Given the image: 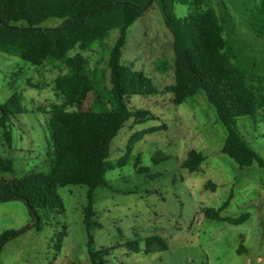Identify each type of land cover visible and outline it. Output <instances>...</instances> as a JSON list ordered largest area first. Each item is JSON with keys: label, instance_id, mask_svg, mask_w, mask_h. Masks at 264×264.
Masks as SVG:
<instances>
[{"label": "rangeland", "instance_id": "obj_1", "mask_svg": "<svg viewBox=\"0 0 264 264\" xmlns=\"http://www.w3.org/2000/svg\"><path fill=\"white\" fill-rule=\"evenodd\" d=\"M120 1L137 5L147 2ZM210 1L222 19L229 45L238 35L239 58L242 55L247 63L255 64L257 71L261 69L264 66V34L257 36L248 24L253 13H259L258 5L262 1ZM165 3L170 12L180 17L194 9L192 4L180 0H165ZM159 4L161 2L153 0L151 15L159 13ZM148 17L135 23V27L130 26V36L145 32ZM123 18L120 8L92 17L90 21L110 26L105 37L107 43L101 44L102 40H98L85 50L76 47L69 52L70 55L81 52L88 60L86 77L80 82L77 94L83 108L90 104L87 91L91 80L111 86L108 60ZM61 23V19L50 18L42 25L57 27ZM254 25L259 30L264 25V18H258ZM122 62L126 63L123 58ZM60 72L50 62L34 65L0 51V103L21 92L22 110H27L10 117L8 125L13 136L10 146L0 128V155L14 163V171L1 177L10 179L33 170L48 171L52 143L46 122L51 116V104L64 100L54 89L55 78ZM151 78L159 94L133 96L130 106L150 109L153 116L141 123L131 118L119 130L111 142L108 158L115 163L105 176L109 186L94 191L93 220L99 225L91 229L93 247L109 250L108 254H103L106 264H264V167L257 162L240 166L222 151L227 128L208 100L206 104L196 103L194 110L199 120L192 122L190 103L176 105L170 99L173 94L164 91L166 85L175 81L174 73L171 80L153 75ZM205 94L201 91L199 96ZM152 127L160 129L145 133L133 144L126 163L117 164L126 154L130 139ZM238 127L264 158V118L241 117ZM197 147L201 148L205 161L198 170L189 171L182 167V162L188 152ZM209 182L216 188L208 186ZM58 191L62 206L46 215L40 213L39 228L24 201L0 202V234L6 230L19 232L3 244L0 264H93L84 211L88 204V187L65 185ZM226 201L228 206L221 214L236 217L249 213L250 217L240 224H233L204 216L206 208L217 209ZM156 234L167 241V249L146 252L145 239ZM130 241H138L140 251H133L128 246ZM241 244L248 252L237 251Z\"/></svg>", "mask_w": 264, "mask_h": 264}, {"label": "trees", "instance_id": "obj_2", "mask_svg": "<svg viewBox=\"0 0 264 264\" xmlns=\"http://www.w3.org/2000/svg\"><path fill=\"white\" fill-rule=\"evenodd\" d=\"M190 3L194 11L180 17L165 10L166 23L173 35L175 52V82L164 88L173 94V102L182 104L199 91L206 92L209 102L216 108L219 119L227 128V137L222 151L240 166L257 162L264 167V158L251 146L238 129L240 117L255 116L264 107V75L256 74L242 66L231 51L225 37L224 24L210 0H180ZM153 0L137 5L120 0H0V51L18 56L34 65L47 62L60 69L55 78L56 95L62 102L51 104V116L46 122L52 143L48 171H30L14 178H3L2 174L13 172L12 159L0 155V202L24 201L33 220L62 206L59 187L85 185L88 187V204L85 207V223L88 231L89 254L93 264H106L103 254L108 249L96 250L91 229L99 225L94 219V191L109 186L106 179L108 170L115 167L108 158L111 142L119 130L131 118L141 123L153 114L149 109H133V96H155L159 90L150 76L122 62L123 49L128 28L151 7ZM165 8V0H163ZM120 8L124 16V27L110 52L108 66L110 87L91 80L87 91L90 97L88 108L78 102L80 82L85 79L87 58L70 50L79 47L85 50L92 43L103 40L110 29L106 24H94L90 17ZM50 18L62 23L57 27L42 24ZM257 31L262 27L254 25ZM65 71V72H64ZM64 72V73H63ZM39 88V84H31ZM23 94L15 93L8 101L0 103V128L4 138L12 144V128L8 122L12 115L27 112L22 110ZM75 105L72 109L71 106ZM160 127H152L136 133L117 164L126 163L133 144L145 133ZM205 156L197 150H190L182 167L189 171L199 169ZM208 186L215 187L213 182ZM228 201L219 208L208 207L204 216L211 220H223L233 224L246 221L249 213L236 217L223 216L221 212ZM15 230L0 234V250L3 244L17 235ZM135 252L140 251L138 241L128 242ZM167 241L160 235L145 239V251H164ZM241 244L237 251L244 252Z\"/></svg>", "mask_w": 264, "mask_h": 264}, {"label": "crops", "instance_id": "obj_3", "mask_svg": "<svg viewBox=\"0 0 264 264\" xmlns=\"http://www.w3.org/2000/svg\"><path fill=\"white\" fill-rule=\"evenodd\" d=\"M157 1H158V3L161 2V5L163 4V0H157ZM172 1H174V0H172ZM261 1H262L261 4L258 5V7L260 8L259 13L254 12L253 16L249 19L250 24H248L249 26H251V28L255 31V33L259 37L262 36L264 34V32L262 33V32L256 31L253 25H254V22L258 20V18L259 19L264 18V0H261ZM161 5H160L159 13L157 15H155V16L151 15V10L154 9V5H152L148 10H146L143 13V15L137 21H135L133 23L132 26L135 27L134 26L135 23H138L144 17L149 16L148 20L146 22L147 29L145 30V32L139 34L136 37L132 36V35L130 36V33L132 32L131 31L132 26L130 27V29L128 28L129 31L127 34L126 44H125V47L123 49L122 58L126 62L125 64H133L136 69L143 71L144 73H146L150 77H151V75L158 76L161 78L169 77L171 80L173 73L175 75V68H174L175 52H174V47H173V35H172L171 31L169 30L167 23H166L165 10L168 11L169 13H172V12L169 11L166 3H165V8H164V4H163V6H161ZM193 11H194V9H193ZM193 11H191V12H193ZM91 18L92 17H90L88 20L90 21ZM90 22L94 23V24H106V23H95L92 21H90ZM106 25H108V24H106ZM123 27H124V18H123V23H122L121 27H119L120 28L119 36L121 34ZM224 28H225V26H224ZM237 38H238V35H235V37L233 38V41L231 40L230 45H229V40L226 37L228 45H229L230 49L232 50L233 54L235 55V57L237 58L238 62L240 64H242V66L244 65L248 70H250L256 74H259V75L264 74V66L257 71L254 67L255 64L252 66L251 65L252 62H251V64H249V62L247 63V61L245 60V58L242 55L239 58V54H238L237 49H238V44L240 42ZM101 42H102L101 44L107 43L105 38ZM243 59H244V61H243ZM174 82H171L168 85H171ZM168 85H166V86H168ZM201 91H203V90H201ZM201 91H199L196 95L187 98L182 103L183 105L184 104L188 105V103H190L189 109L191 110V113H192L191 116H192V122L193 123L195 121L199 120V116L195 113V110H194V108L197 107V105H198L197 102L199 101L200 103L206 104L207 100H208L207 94H205L202 97L199 96ZM170 99L173 101V96L170 97ZM196 103H197V105H196ZM182 104H180V105H182ZM196 116H197V119H196ZM258 117L264 118V107L262 109H260L255 116L246 117V118L247 119H250V118L257 119ZM213 121H214V123H217V120L214 119ZM238 123H239V119L237 122V126H238ZM184 127H186V126H184ZM238 129H239V127H238ZM243 137L245 138L244 135H243ZM257 138L258 137H254V139H257ZM225 140H224V142H225ZM248 142L250 143V141H248ZM223 145H224V143H223ZM223 145H222V148H223ZM202 148H205V147H202ZM196 150L200 151L201 148L197 147ZM204 161L202 162V164L204 163ZM215 188L213 190H215ZM221 215L226 216L223 213ZM244 250H245L244 252H248V249L246 247Z\"/></svg>", "mask_w": 264, "mask_h": 264}, {"label": "water", "instance_id": "obj_4", "mask_svg": "<svg viewBox=\"0 0 264 264\" xmlns=\"http://www.w3.org/2000/svg\"><path fill=\"white\" fill-rule=\"evenodd\" d=\"M38 221H39V217L35 215V223H37Z\"/></svg>", "mask_w": 264, "mask_h": 264}, {"label": "built area", "instance_id": "obj_5", "mask_svg": "<svg viewBox=\"0 0 264 264\" xmlns=\"http://www.w3.org/2000/svg\"><path fill=\"white\" fill-rule=\"evenodd\" d=\"M250 261H251V259H250Z\"/></svg>", "mask_w": 264, "mask_h": 264}]
</instances>
